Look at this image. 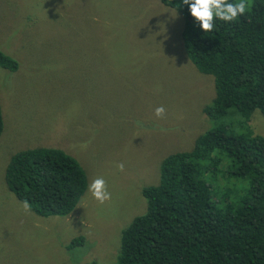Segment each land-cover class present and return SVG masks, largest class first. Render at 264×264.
I'll use <instances>...</instances> for the list:
<instances>
[{
  "label": "rangeland",
  "instance_id": "374dc122",
  "mask_svg": "<svg viewBox=\"0 0 264 264\" xmlns=\"http://www.w3.org/2000/svg\"><path fill=\"white\" fill-rule=\"evenodd\" d=\"M183 26L159 0H0V51L18 62L0 68V264H117L123 229L146 210L141 189L211 127L202 109L213 78L188 59ZM249 127L264 137L260 112ZM33 148L64 151L88 189L102 177L111 199L100 204L87 189L68 217L26 211L4 172Z\"/></svg>",
  "mask_w": 264,
  "mask_h": 264
},
{
  "label": "trees",
  "instance_id": "16d2710c",
  "mask_svg": "<svg viewBox=\"0 0 264 264\" xmlns=\"http://www.w3.org/2000/svg\"><path fill=\"white\" fill-rule=\"evenodd\" d=\"M159 1L183 16L186 55L213 78L202 109L211 127L190 152L166 156L159 183L141 189L146 210L123 229L117 264H264V137L249 127L253 112L264 118V0H246L244 15L215 19L207 33L182 0ZM0 68L15 72L18 62L0 51ZM4 181L42 218L68 217L88 189L77 160L55 148L15 153Z\"/></svg>",
  "mask_w": 264,
  "mask_h": 264
},
{
  "label": "clouds",
  "instance_id": "9594fccd",
  "mask_svg": "<svg viewBox=\"0 0 264 264\" xmlns=\"http://www.w3.org/2000/svg\"><path fill=\"white\" fill-rule=\"evenodd\" d=\"M182 3L189 6L191 16L205 33L213 30L215 19L233 22L244 15L248 7L246 0H234V2H229V0H182ZM155 90L159 92L161 89L157 86ZM164 113L163 106L154 111L158 119L163 118ZM117 169L123 171L124 165L122 163L117 165ZM88 190L100 204L111 199V193L107 191L106 181L102 177L93 179ZM22 206L26 211H30L31 206L28 201H23Z\"/></svg>",
  "mask_w": 264,
  "mask_h": 264
}]
</instances>
